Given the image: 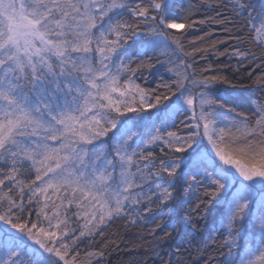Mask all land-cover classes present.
<instances>
[{
    "label": "snow or ice",
    "instance_id": "6c2138e0",
    "mask_svg": "<svg viewBox=\"0 0 264 264\" xmlns=\"http://www.w3.org/2000/svg\"><path fill=\"white\" fill-rule=\"evenodd\" d=\"M230 5L232 21L196 19L205 0H0V264H103L81 246L158 217L157 248L211 219L224 264H264V72L253 99L196 63L264 67L242 48L247 29L264 53V2Z\"/></svg>",
    "mask_w": 264,
    "mask_h": 264
},
{
    "label": "trees",
    "instance_id": "16d2710c",
    "mask_svg": "<svg viewBox=\"0 0 264 264\" xmlns=\"http://www.w3.org/2000/svg\"><path fill=\"white\" fill-rule=\"evenodd\" d=\"M193 3L199 4L201 0H192ZM257 5L264 2V0H255ZM177 3L187 4L188 0H177ZM206 6L200 8L196 19L203 18L204 16L216 17L217 13H220L219 19L233 20L232 9L230 0H205ZM179 11V8L176 9ZM243 24L240 21L239 24L233 22L228 24H215L209 22L205 25H198L196 29L190 30V34L187 36L185 43L194 39L196 36L202 35L203 32L212 31L215 38H225L224 28L227 27L232 30V34H236L239 26ZM229 46L237 45L235 40L228 41ZM220 51H224V45L219 46ZM242 48L245 50L253 51L256 56H261L262 51L260 48L248 40L247 29L244 30V40ZM213 62L216 67L233 79L234 83L239 80L243 81V84H238V87L247 89L245 95L251 94L253 99L260 97V91L258 86L252 84L247 79L248 72H255L259 75L264 72V67L257 68L255 64L249 66V62H244V67L240 68L239 72H236L237 61L235 58H229L228 55L211 57V60H203L197 58L196 63L198 66H206L207 63ZM163 72V69L161 70ZM220 87L227 88L228 85H222ZM184 117H180L179 120H183ZM178 120V122H179ZM155 152L160 153V148L156 147ZM195 203V202H194ZM126 220H117L112 223L105 231L104 237L97 236L94 245L95 248H89L87 242L81 246V251L88 248L89 250H103L106 253V258L103 264H135L139 261V264H224L227 249L221 247L225 238L223 229H220L219 224L213 225L211 219L200 221V231L194 235H187L181 228V230L174 234L172 240L160 245L158 248L154 243L155 240L162 237L165 232L169 230L165 221H162L159 217L157 220L150 223L138 222L136 225H127ZM160 224L157 228L156 225ZM245 227H248L247 221H245ZM155 229V232H153ZM156 249V252L153 249ZM83 258V257H82Z\"/></svg>",
    "mask_w": 264,
    "mask_h": 264
}]
</instances>
